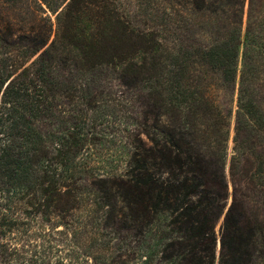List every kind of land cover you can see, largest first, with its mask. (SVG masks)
<instances>
[{"label": "trees", "instance_id": "obj_1", "mask_svg": "<svg viewBox=\"0 0 264 264\" xmlns=\"http://www.w3.org/2000/svg\"><path fill=\"white\" fill-rule=\"evenodd\" d=\"M40 2L0 26V264H264L254 0ZM119 137L124 172L89 176Z\"/></svg>", "mask_w": 264, "mask_h": 264}, {"label": "rangeland", "instance_id": "obj_2", "mask_svg": "<svg viewBox=\"0 0 264 264\" xmlns=\"http://www.w3.org/2000/svg\"><path fill=\"white\" fill-rule=\"evenodd\" d=\"M123 3L122 7H125L127 11L135 15L139 13L142 17H137L138 20H148L147 16L141 14V8L138 7L136 0H121ZM249 0L246 2V10L248 9ZM253 7L255 14L264 17V0H254ZM144 10V9H143ZM144 13V11H141ZM51 17L52 21L55 22L56 16L50 11L45 12V5L41 4L40 0H0V26L3 28H11L15 33H19L22 30L39 29L42 26V17ZM146 27V26H145ZM246 29V15L245 24L243 27V36H245ZM210 42V40H209ZM240 61H242V53ZM208 74L209 81L213 87H218L220 91H224L220 85V79L218 73L211 68H205ZM221 93V92H219ZM223 93V92H222ZM221 93V95H222ZM228 93V92H227ZM254 93L256 98L262 101L261 108L264 112V81L259 85L256 83L254 86ZM224 94V93H223ZM223 98V96H220ZM236 104V102H235ZM123 127L117 126L115 137L124 135L125 132L122 130ZM233 136V133H232ZM232 136L230 141V147H232ZM130 149L129 143L125 138L119 137V139L110 138L108 141H103L98 144L94 151L89 154V161L91 162L90 167L92 170L89 176L102 174V175H120L126 168L127 153ZM228 160L226 173H229ZM94 172V173H93ZM89 186V191L91 190ZM94 223H99L100 214L94 215ZM89 245V242L86 243Z\"/></svg>", "mask_w": 264, "mask_h": 264}, {"label": "water", "instance_id": "obj_3", "mask_svg": "<svg viewBox=\"0 0 264 264\" xmlns=\"http://www.w3.org/2000/svg\"><path fill=\"white\" fill-rule=\"evenodd\" d=\"M220 248V241L218 242V249Z\"/></svg>", "mask_w": 264, "mask_h": 264}]
</instances>
